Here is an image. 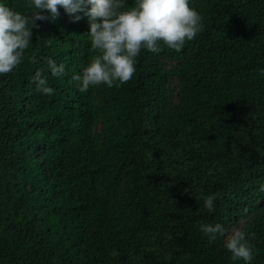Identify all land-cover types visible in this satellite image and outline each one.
<instances>
[{
    "label": "trees",
    "instance_id": "obj_1",
    "mask_svg": "<svg viewBox=\"0 0 264 264\" xmlns=\"http://www.w3.org/2000/svg\"><path fill=\"white\" fill-rule=\"evenodd\" d=\"M189 6L203 30L180 51L141 49L131 80L87 92L72 79L98 55L87 18L36 21L0 74V264H264V0ZM204 224L244 232L252 261Z\"/></svg>",
    "mask_w": 264,
    "mask_h": 264
},
{
    "label": "clouds",
    "instance_id": "obj_2",
    "mask_svg": "<svg viewBox=\"0 0 264 264\" xmlns=\"http://www.w3.org/2000/svg\"><path fill=\"white\" fill-rule=\"evenodd\" d=\"M37 11L24 15L0 4V74L11 73L24 58L32 44V29L36 21L55 22L60 9L78 22L87 18L92 49L98 53L84 68L82 75H73L80 82L79 91L106 85L120 86L131 80L135 72L136 57L141 49L159 53L161 45L180 51L187 41L193 40L203 30L202 17L189 6V0H135L126 8V0H30L28 5ZM82 14V15H81ZM51 76L66 75L65 65L46 60ZM36 90L53 95L43 70L38 69L33 78ZM214 197L204 200L205 207L214 210ZM210 240L226 237L225 248L232 259L251 262L253 252L245 233L236 230L226 236L222 225H201Z\"/></svg>",
    "mask_w": 264,
    "mask_h": 264
}]
</instances>
